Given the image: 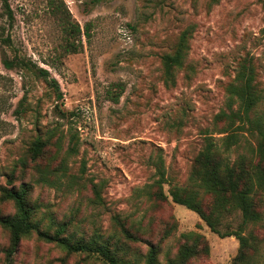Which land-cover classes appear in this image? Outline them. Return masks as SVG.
Instances as JSON below:
<instances>
[{
	"label": "rangeland",
	"instance_id": "rangeland-1",
	"mask_svg": "<svg viewBox=\"0 0 264 264\" xmlns=\"http://www.w3.org/2000/svg\"><path fill=\"white\" fill-rule=\"evenodd\" d=\"M8 3L11 22L0 0V215L15 212L1 189L30 183L28 201L41 229L52 232L53 224L67 222V235L109 239L133 264H143L148 242L159 247L158 264H167L194 232L206 238L209 253L188 264L230 263L238 240L213 232L197 213L173 202L168 189L188 186L204 135H222L214 117L228 111L226 85L245 59L254 66L264 105L263 0ZM58 3L74 33L63 29ZM183 31L188 52L166 85L161 57ZM66 39L76 52L64 50ZM3 57L22 58L30 68L8 69ZM37 67L56 79L61 100ZM116 83L123 91L113 102L107 90L116 92ZM36 136L45 145L32 160L28 149ZM157 166L164 171L165 199L154 196ZM100 182L102 200L96 202L91 185ZM257 209L263 222L244 234L253 245L249 256L264 264V202ZM115 216L139 240L125 239ZM240 220L239 212L227 211L218 229L233 231ZM8 246L0 225V264L7 263ZM10 264L106 263L93 254L68 253L33 232L22 238Z\"/></svg>",
	"mask_w": 264,
	"mask_h": 264
},
{
	"label": "trees",
	"instance_id": "trees-1",
	"mask_svg": "<svg viewBox=\"0 0 264 264\" xmlns=\"http://www.w3.org/2000/svg\"><path fill=\"white\" fill-rule=\"evenodd\" d=\"M4 12L9 22L13 20V11L8 0H2ZM264 5V0H263ZM56 10L62 15L63 29L74 33L72 26L63 13L60 4ZM79 28L75 29V33ZM188 35L183 31L171 52L161 57L163 65L164 83L168 85L174 80L177 68H180L188 52ZM66 52H76L77 47L73 41L66 39L63 45ZM3 65L16 68L28 65L22 58H2ZM37 74L49 78V83L57 99L63 98L62 91L55 78L50 77L47 70L37 67ZM118 90H107L108 98L117 102L123 87L116 83ZM228 95V111L220 110L214 117L216 124L221 126L216 129L219 137L204 135L203 147L195 156L191 168L190 183L188 186L171 185L168 193L173 202L182 204L194 211L215 233L221 236H234L238 240L236 255L228 264H258L249 256L252 243L244 234L249 226L263 222V215L257 209L258 203L264 202V105L261 107L262 96L255 82V69L248 60L238 64L233 78L226 85ZM233 104L236 107L233 108ZM248 132L246 136L243 132ZM45 142L36 136L28 151L32 160L41 155ZM157 179L154 196L165 199L162 183L165 181L162 167L156 168ZM42 182L48 184V179L43 176ZM103 183H93L91 191L94 201L101 202L100 190ZM31 184L22 182L18 187L2 188L1 197L12 202L15 212L0 215V225L8 232L9 246L5 249L6 264H10L14 251L19 246L23 237L35 233L39 238L55 242L68 253L84 252L100 257L106 264H133L120 256L118 244L109 239L98 240L92 238L74 239L67 235V222H57L52 226V232L41 229L39 221L35 218L36 206L28 201ZM203 194L207 197L203 198ZM227 211H237L240 222L235 230L222 233L218 229L223 214ZM114 221L118 224L121 235L131 241L139 237L131 232L117 216ZM50 226L49 228H51ZM185 236H192L189 241H184L178 248L174 257L167 259V264H188V262L209 253V245L203 235L189 232ZM144 254L143 264H158L159 247L148 242ZM264 248V247H263Z\"/></svg>",
	"mask_w": 264,
	"mask_h": 264
}]
</instances>
